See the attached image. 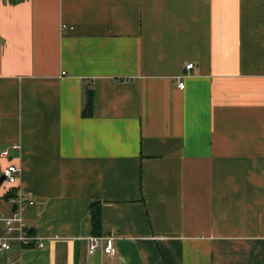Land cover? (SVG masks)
Returning a JSON list of instances; mask_svg holds the SVG:
<instances>
[{"label": "crops", "instance_id": "0c3cea01", "mask_svg": "<svg viewBox=\"0 0 264 264\" xmlns=\"http://www.w3.org/2000/svg\"><path fill=\"white\" fill-rule=\"evenodd\" d=\"M11 163L44 247L0 264H264V0H0Z\"/></svg>", "mask_w": 264, "mask_h": 264}, {"label": "built area", "instance_id": "2783aa9c", "mask_svg": "<svg viewBox=\"0 0 264 264\" xmlns=\"http://www.w3.org/2000/svg\"><path fill=\"white\" fill-rule=\"evenodd\" d=\"M185 68L191 70L194 63L189 62ZM178 86L184 88V82L180 81ZM15 147H18L15 145ZM3 156L8 155V151H4ZM21 174V167L15 163L9 164L3 169L4 181L9 185H15ZM9 202L13 206L17 204V208L10 215H6L0 208V221L3 223V233H0V254H4L12 248L14 243L21 247L37 246L44 247V241L38 236L30 232V226L23 216L28 206L35 203L30 194L18 192L16 197L10 198ZM13 208V207H12ZM116 236L111 235H92L89 238V253L95 254L99 249L104 254H112ZM6 264H15L14 261H8Z\"/></svg>", "mask_w": 264, "mask_h": 264}, {"label": "trees", "instance_id": "16d2710c", "mask_svg": "<svg viewBox=\"0 0 264 264\" xmlns=\"http://www.w3.org/2000/svg\"><path fill=\"white\" fill-rule=\"evenodd\" d=\"M93 89H90L89 91V98H88V106L84 112V115L90 116L93 113L94 109V96H93ZM18 192L15 189H11L5 196L7 200L10 198L16 197ZM91 215H92V223H93V232L96 235H101V229H102V219H101V209L100 207H97L96 204H93L91 209ZM30 232L33 234V230L30 228Z\"/></svg>", "mask_w": 264, "mask_h": 264}, {"label": "rangeland", "instance_id": "374dc122", "mask_svg": "<svg viewBox=\"0 0 264 264\" xmlns=\"http://www.w3.org/2000/svg\"><path fill=\"white\" fill-rule=\"evenodd\" d=\"M9 205L10 204H8L7 206H6V210L5 211H3L6 215H10V214H8L9 212ZM10 207H11V205H10ZM2 210V209H1ZM3 223L0 221V233H2L3 232ZM1 256V255H0Z\"/></svg>", "mask_w": 264, "mask_h": 264}, {"label": "water", "instance_id": "95a60500", "mask_svg": "<svg viewBox=\"0 0 264 264\" xmlns=\"http://www.w3.org/2000/svg\"><path fill=\"white\" fill-rule=\"evenodd\" d=\"M0 180L3 181V180H4V176H2ZM16 208H17V204H14V205H13V208H12V211H15ZM31 228H32V227H31Z\"/></svg>", "mask_w": 264, "mask_h": 264}]
</instances>
